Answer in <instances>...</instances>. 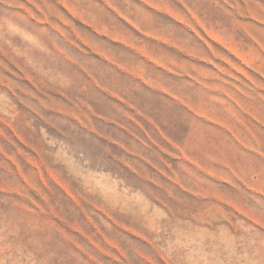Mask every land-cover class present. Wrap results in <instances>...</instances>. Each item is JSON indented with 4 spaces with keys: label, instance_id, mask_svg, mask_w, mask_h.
Masks as SVG:
<instances>
[{
    "label": "rangeland",
    "instance_id": "1",
    "mask_svg": "<svg viewBox=\"0 0 264 264\" xmlns=\"http://www.w3.org/2000/svg\"><path fill=\"white\" fill-rule=\"evenodd\" d=\"M0 264H264V0H0Z\"/></svg>",
    "mask_w": 264,
    "mask_h": 264
}]
</instances>
